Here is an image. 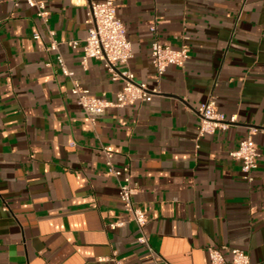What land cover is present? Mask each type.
Segmentation results:
<instances>
[{"label":"crops","instance_id":"1","mask_svg":"<svg viewBox=\"0 0 264 264\" xmlns=\"http://www.w3.org/2000/svg\"><path fill=\"white\" fill-rule=\"evenodd\" d=\"M44 1L47 25L25 3L0 0V264H150L104 147L130 166L145 232L168 264H211L210 247L264 264V134L250 133L264 128V0H114L133 48L129 68L160 94L95 123L57 56L91 94L116 98L123 82L98 60L81 63L88 7L106 0ZM154 40L190 48L185 66L161 80ZM211 95L237 124L201 136L198 109ZM250 135L260 156L247 181L231 152Z\"/></svg>","mask_w":264,"mask_h":264},{"label":"built area","instance_id":"2","mask_svg":"<svg viewBox=\"0 0 264 264\" xmlns=\"http://www.w3.org/2000/svg\"><path fill=\"white\" fill-rule=\"evenodd\" d=\"M15 8L25 3L34 9L37 16L48 24L50 11L44 0H10ZM243 3L246 0H242ZM86 24L89 27V34L85 40L82 66L87 68L89 60L102 62L104 68L113 82L122 81L123 89L116 94L115 99L94 96L74 80V72L68 69L63 56L58 55L57 61L62 73L73 81L72 95L76 98L77 104L83 109L87 118L95 123L111 108H122L136 102H151L155 95L160 94L158 88L149 89L146 83H139L135 80V74L130 70V61L134 57L131 42L127 38V30L124 22L118 17L114 0H106L103 3H91L88 7ZM51 37L50 50L56 51L58 42L55 40V32L49 31ZM40 36L36 34L35 39ZM76 48L78 42L68 43ZM152 63L156 70L158 80L167 72L171 66L183 68L190 57V48L183 44L178 50L162 45L158 40L151 44ZM48 63L47 67H51ZM123 68V69H121ZM199 133L201 136L213 135L217 131H225L237 124V117H227L219 112L216 98L211 95L207 101L198 109ZM251 134L262 133L264 128H250ZM107 166L110 173L118 180V197L125 211L132 215L137 226V243L144 247L150 255V264H168L167 261L153 248L145 232L148 218L143 210L135 205L134 196L137 193V186L133 182L131 168L128 165L117 166L114 162L115 152L110 147H104ZM231 156L242 162L244 179L252 181V172L257 166V159L260 156L256 143L250 135L244 139L237 150L231 152ZM123 224H111L110 229H115ZM211 264H252L250 256L245 251L232 248L231 258L227 260L221 249L210 247L208 249ZM114 257V256H113ZM117 264L115 257L114 259Z\"/></svg>","mask_w":264,"mask_h":264}]
</instances>
